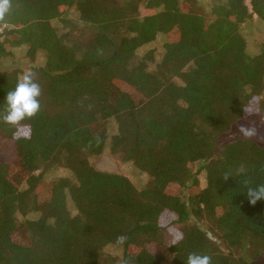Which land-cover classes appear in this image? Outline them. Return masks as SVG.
Returning <instances> with one entry per match:
<instances>
[{"label":"trees","instance_id":"trees-1","mask_svg":"<svg viewBox=\"0 0 264 264\" xmlns=\"http://www.w3.org/2000/svg\"><path fill=\"white\" fill-rule=\"evenodd\" d=\"M255 18L264 0H11L0 62L26 48L42 95L33 119L0 123L14 151L0 161V264H166L148 246L168 238L171 264H264V201L245 194L264 184V147L218 151L247 115L264 118V42L251 55L242 32ZM23 73L0 70V114ZM109 144L148 176L142 189L92 165ZM56 168L70 175L48 180Z\"/></svg>","mask_w":264,"mask_h":264},{"label":"rangeland","instance_id":"rangeland-1","mask_svg":"<svg viewBox=\"0 0 264 264\" xmlns=\"http://www.w3.org/2000/svg\"><path fill=\"white\" fill-rule=\"evenodd\" d=\"M205 4L208 5L209 0H204ZM249 4V0H248ZM142 16H145L149 13V11L143 10ZM71 19H74L77 17V14L75 12L71 13L70 15ZM55 26H58V23H54ZM58 30L60 34H64L68 31V29H65L62 25H59ZM242 32L246 38L247 43V51L249 54L254 55L258 54L260 52L261 45L264 42V23L255 18L253 21L248 22L247 24H244L242 26ZM162 38V37H161ZM161 42L158 41L157 44L153 47L155 49L157 48V52H161ZM148 48H142L139 51L140 55H144L145 51H147ZM156 49V50H157ZM14 61H3L0 62V70L3 69H12V68H18L21 69L23 72L31 71L32 63L30 62V59L26 57V48H18L14 49ZM43 55L39 57V60L37 63H41ZM247 118L244 119L242 122L236 124L233 127V130L230 134L222 137L218 151L219 149L226 143L235 140V139H248L251 141H254L261 146L264 147V118L260 114H250L246 116ZM241 124L248 125L255 129L256 135L250 138H243L238 132V128ZM117 132V127L114 121H112L109 125V133L110 135H114ZM109 142V141H108ZM110 144L108 145L105 152L96 157L91 158L92 165L99 171L107 172V173H113V174H119L124 175L127 178H129L132 183L135 185L136 188L142 189L144 185L146 184L148 180V176L141 173L139 170H137L132 163L124 162L120 154L112 153ZM13 144L11 141L7 139H3L0 136V161L1 162H7L10 161L13 158ZM193 172H199V180L201 183V187L204 188L206 186V172L204 170H200V164L195 163L190 165ZM201 171V172H200ZM70 174L67 170L64 169H54L51 173L48 175L46 174V178L49 180H53L55 178L59 177H68ZM42 190V189H41ZM43 191V190H42ZM40 193V192H39ZM41 194V193H40ZM43 197L39 198V201L43 204ZM44 206V207H43ZM41 206L42 209L46 208V205ZM38 213H32L29 214L27 218L29 219H36L38 218ZM18 220L22 221L23 218L21 215H18ZM168 243H170V238L167 240V244L164 246H159L156 244H151L148 246L150 252L156 255H163L166 258V264L170 263V256L166 251V248L168 247ZM105 254L120 257L121 256V250L115 247H107L105 250Z\"/></svg>","mask_w":264,"mask_h":264},{"label":"clouds","instance_id":"clouds-1","mask_svg":"<svg viewBox=\"0 0 264 264\" xmlns=\"http://www.w3.org/2000/svg\"><path fill=\"white\" fill-rule=\"evenodd\" d=\"M11 0H0V20L9 12ZM42 89L37 82L35 73L24 72L17 80L15 88L7 92L4 100L3 113L0 114V123L8 126H18L26 120L33 119L40 111V97ZM238 132L243 138L256 135L255 129L241 124ZM248 203L255 206L258 201H264V184L252 186L249 184L246 190ZM125 237L117 238L118 243H123ZM186 264H212L211 257L197 253H190L186 258Z\"/></svg>","mask_w":264,"mask_h":264}]
</instances>
